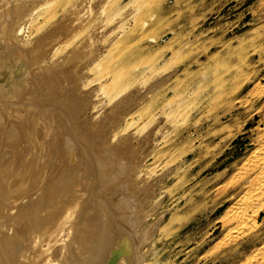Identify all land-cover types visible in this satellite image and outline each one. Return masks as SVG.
Returning <instances> with one entry per match:
<instances>
[{"label":"rangeland","instance_id":"rangeland-1","mask_svg":"<svg viewBox=\"0 0 264 264\" xmlns=\"http://www.w3.org/2000/svg\"><path fill=\"white\" fill-rule=\"evenodd\" d=\"M8 1L0 0V17ZM43 1L21 0L20 14L35 5L33 17L13 13L22 38L14 36L9 45L32 44L66 6L74 4L80 21L73 35L53 41L56 55L50 52L30 74L19 70L20 55L2 44L0 33V118L25 109V92H33L44 73L55 79L50 67H63L54 92L61 99L70 95L74 107L78 99L77 118L83 111L90 117L82 118L84 125L92 127L93 119L103 126L84 130L79 141L100 131L105 147L123 148L107 164L117 189L129 185L118 183L122 176L138 191L126 194L132 206L133 199L138 203L133 212L140 213L139 223L134 215L117 230L137 235L140 264H264V0H46L42 11ZM81 45L90 54L80 58ZM130 95L136 102L122 108ZM46 104L50 116L31 120L27 136L43 138L49 147L61 127L52 119L55 106ZM125 142L138 146L132 156ZM73 144L67 148L75 156ZM25 150L7 152L9 161L0 167L9 181L0 191V208L9 213L28 201L13 162ZM85 181L88 192L100 187ZM115 215H108L113 232L106 238L117 237Z\"/></svg>","mask_w":264,"mask_h":264},{"label":"bare ground","instance_id":"bare-ground-1","mask_svg":"<svg viewBox=\"0 0 264 264\" xmlns=\"http://www.w3.org/2000/svg\"><path fill=\"white\" fill-rule=\"evenodd\" d=\"M48 1L45 0L38 6L42 7L43 5L44 7V3ZM7 3L8 6L5 7L4 13L0 17V26L2 27L0 33H3V38L5 36L2 44L13 54L20 55L19 58H16L17 62L18 60L21 61L19 70L27 71L29 74L34 68L38 67V64H43L47 56L51 58L54 54L56 55L53 51L56 48V42L53 44V41L73 35L75 24L78 20L80 21L79 16H77L79 12L75 11L74 4L69 7L66 6L61 14L53 18L52 23L50 22L47 27L43 28L32 44L25 47L13 46L9 45L8 42H13L12 38L14 36L20 37L18 36L19 33L22 36V26L20 28L15 26L14 28V24L18 22H12L14 12L17 13L20 10L21 0H9ZM34 6L30 9H33ZM44 8L42 11H44ZM30 9H28L27 14H20L23 12L22 9L18 11V15H23L22 18L25 15L28 16L31 12ZM36 9L34 10L36 11ZM75 12L77 13L75 14ZM30 15L33 17L32 14ZM24 21L27 22L26 19ZM73 44L75 45V43ZM74 45H67V47L73 50L70 47H74ZM83 45H81L78 53L80 58L90 54V51L83 48ZM52 51L54 54L49 56L48 54ZM54 57L58 59L59 56ZM72 60H75L74 56ZM55 67L54 65L49 69V76H55V79H52V77L46 79L44 73L43 79L34 85V91L25 92L23 99L25 109L22 111L9 110L7 120L3 121L0 118V151L4 150L0 155L5 156L4 159H6V154L9 151H13V154H15L21 148L26 149L23 153L14 157L13 162L18 167L19 172L23 174L21 175L23 182L20 191L27 192L26 197L28 200L24 205L25 208L20 209L17 213H9L4 205L0 208V264H89V262L90 264H140L141 258L136 251V243L139 240L137 235L134 232L121 234L117 230L122 224L127 225L130 223L134 215L135 222L139 223L140 213H136L138 203L136 199H133L132 206L130 197L126 194L133 191L137 195L138 191L131 189V185L135 182H124L122 176H120L118 183L129 185L126 189H117L116 177L110 174V167L107 164L112 159V157H109L113 153L120 154L123 148L118 143L105 147L104 136L100 131L96 132L94 138L89 142L79 141L84 130L103 128L102 122L94 123L92 119L93 128L88 127L87 124L84 125L85 119L82 118L89 119L90 117H87L86 112L83 111L81 113L82 118H77L78 111L75 108L80 107L78 99H75L74 107L73 100L68 98L70 95L62 99L59 98L54 89L56 86L58 88L60 78L64 75L65 70L60 66L57 72H54L53 68ZM63 81L64 78H62ZM105 89L107 90V88ZM27 100L28 102L32 100L33 105L26 104L25 101ZM37 100H39L38 106L34 104ZM123 101L122 108H127V106L134 103L135 98L130 95L124 97ZM46 103L55 106L58 114L52 119L61 127V132L54 135V140L49 147H46L43 138L31 139L27 136L28 130L33 125L31 120H40L45 115L50 116L49 110L45 106ZM118 108H121L120 103L115 105V109ZM23 127L25 130H23ZM64 135L67 136L65 139L62 138ZM98 136L100 137L98 138ZM94 140L98 142V144L95 143L96 147L91 146L92 143L94 144L92 142ZM69 142L75 144V156H73L72 148L70 146L67 148ZM102 143L103 145H101ZM65 146L67 149H64ZM124 146L130 148V156L136 153L138 149V146L129 145L127 142L124 143ZM60 154H62V157H59ZM2 156L0 157L2 158ZM113 157H115V161L122 162L125 171V163L118 157ZM1 158L0 167L9 161L7 158V161L1 162ZM74 161L75 164H72ZM118 164L120 168L123 167L120 166V163ZM4 171V168L0 170V191L5 190V184L9 182L5 178ZM50 172L53 173L48 176L47 173ZM87 179H91L95 184H100V187L97 190L88 192L85 186V183H87L85 180ZM56 180H59L58 184H55ZM28 187L31 191H28ZM109 192L115 194L117 198L115 199V206L112 203L114 196L111 198V195L109 197L102 195V193L107 195ZM139 192L145 194L146 191L141 189ZM125 199L128 200L125 201ZM24 203H21L20 206L23 207ZM64 208L70 210L66 213ZM135 209L136 211L133 212ZM112 211L116 214L115 218L118 217L115 219L117 237L112 238V236H109L106 238L107 231L109 235L113 232L108 219V215ZM128 216H130L129 222L126 219ZM90 234L94 235L93 239L86 240L85 237L87 235L89 237ZM130 240L134 245L130 243ZM133 246L135 253L133 252ZM128 258L130 259L128 260Z\"/></svg>","mask_w":264,"mask_h":264}]
</instances>
